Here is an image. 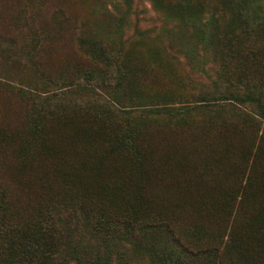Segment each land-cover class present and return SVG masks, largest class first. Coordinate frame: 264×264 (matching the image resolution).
Returning <instances> with one entry per match:
<instances>
[{"label": "rangeland", "instance_id": "rangeland-1", "mask_svg": "<svg viewBox=\"0 0 264 264\" xmlns=\"http://www.w3.org/2000/svg\"><path fill=\"white\" fill-rule=\"evenodd\" d=\"M263 45L264 0H0V183L15 214L47 183L145 224L131 243L123 227L74 225L49 264H76L84 245L90 264H264Z\"/></svg>", "mask_w": 264, "mask_h": 264}, {"label": "trees", "instance_id": "trees-1", "mask_svg": "<svg viewBox=\"0 0 264 264\" xmlns=\"http://www.w3.org/2000/svg\"><path fill=\"white\" fill-rule=\"evenodd\" d=\"M221 11H223L221 7L216 10V12ZM251 54L252 58L255 57V54L262 56L264 62V45L257 51H252ZM28 55L31 56V54ZM260 69L261 77H263L264 64L260 65ZM251 71L250 73H253ZM47 187L48 184L43 183L41 187L43 192H40L37 196L38 199L33 202V210L26 216H20L15 214L11 193L0 183V239L6 243L10 240L12 243L19 241L20 250L17 257L11 258L7 264L51 263L61 255L60 251L56 250L58 248L55 241L60 242L65 236L67 240H70L75 235L73 230L71 231L74 225L84 226V234L88 237L103 235L105 238H114L118 235L119 229L123 227V229H127L125 233L127 243L136 241V235L142 233L145 227L141 221L135 223L133 219L122 221V218L112 217L104 212V208H97L101 206H95V203L86 199L76 202L64 200L61 194H57V190L48 195L45 193ZM148 229L151 228L148 227ZM258 245L264 249V232L260 236ZM9 251L10 248L5 252ZM60 258L62 257H58L59 260ZM74 260L76 264H90L92 260L89 245H84L82 252L75 248Z\"/></svg>", "mask_w": 264, "mask_h": 264}]
</instances>
